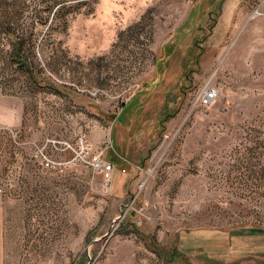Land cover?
I'll list each match as a JSON object with an SVG mask.
<instances>
[{"label": "rangeland", "instance_id": "374dc122", "mask_svg": "<svg viewBox=\"0 0 264 264\" xmlns=\"http://www.w3.org/2000/svg\"><path fill=\"white\" fill-rule=\"evenodd\" d=\"M14 3L6 264H264L210 247L249 231L264 246V0Z\"/></svg>", "mask_w": 264, "mask_h": 264}, {"label": "crops", "instance_id": "0c3cea01", "mask_svg": "<svg viewBox=\"0 0 264 264\" xmlns=\"http://www.w3.org/2000/svg\"><path fill=\"white\" fill-rule=\"evenodd\" d=\"M5 218H4V209L0 203V264H6L5 261V253H6V246H5ZM240 236H232L228 235L226 239L217 240L218 238H210L212 239L213 243L210 245L212 247V252H222L227 253L231 257L234 256H252L255 258H262L264 259V246L258 245L259 242L258 238H260V232L249 231L245 232L243 235V241L240 240ZM239 243V244H238ZM238 244V249L232 247V245ZM232 249H235L233 254L231 252Z\"/></svg>", "mask_w": 264, "mask_h": 264}, {"label": "trees", "instance_id": "16d2710c", "mask_svg": "<svg viewBox=\"0 0 264 264\" xmlns=\"http://www.w3.org/2000/svg\"><path fill=\"white\" fill-rule=\"evenodd\" d=\"M15 2V0H12ZM19 1H22L23 4H25L26 0H19ZM3 2H5V5L7 6L6 9L8 10V8H12L14 7L13 5L15 4L14 2L12 3H9L7 2V0H3ZM7 10L5 14H1L0 16V35H4V37L8 38L10 36H14L17 40H18V44H12V55L14 54H18L19 55V58L20 57V53L23 52V44H22V39H23V36L20 37V35L18 34L17 30L15 29V20H14V17H16L14 15V13L12 14V16H9L10 13L12 11H10V13L8 12L7 13ZM10 10V9H9ZM35 22L37 21V23L39 24H44L47 22V18L46 17H41L39 20H34ZM21 43V44H20ZM24 63H27L28 64V61H23ZM26 65V64H25ZM25 65H22V68H25ZM29 75L32 77V73L29 72Z\"/></svg>", "mask_w": 264, "mask_h": 264}, {"label": "built area", "instance_id": "2783aa9c", "mask_svg": "<svg viewBox=\"0 0 264 264\" xmlns=\"http://www.w3.org/2000/svg\"><path fill=\"white\" fill-rule=\"evenodd\" d=\"M201 97H202L201 103L208 105V104H211L215 100L216 94H215L214 90H207V91H205V92L202 93ZM111 170H112V165H109V164H106L105 165L104 164L103 171L106 174H108L109 172H111ZM1 192L2 191L0 189V193Z\"/></svg>", "mask_w": 264, "mask_h": 264}]
</instances>
